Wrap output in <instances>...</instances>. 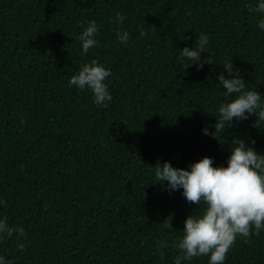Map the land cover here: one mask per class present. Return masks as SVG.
Segmentation results:
<instances>
[{"label": "trees", "instance_id": "1", "mask_svg": "<svg viewBox=\"0 0 264 264\" xmlns=\"http://www.w3.org/2000/svg\"><path fill=\"white\" fill-rule=\"evenodd\" d=\"M250 3L0 0V218L25 229V248L5 237L0 255L11 264H174L185 218L204 205L165 191L155 167L204 156L226 165L233 137L264 153L255 114L217 138L202 131L216 135L217 108L230 99L217 79L223 64L264 97V32ZM118 12L123 25L110 22ZM91 20L98 44L82 55L78 36ZM198 33L209 36L202 61L214 60L199 68L177 59ZM93 59L112 71L106 107L67 86ZM224 264H264V230L237 237Z\"/></svg>", "mask_w": 264, "mask_h": 264}, {"label": "clouds", "instance_id": "2", "mask_svg": "<svg viewBox=\"0 0 264 264\" xmlns=\"http://www.w3.org/2000/svg\"><path fill=\"white\" fill-rule=\"evenodd\" d=\"M247 8L253 14H260L256 27L264 32V0H254ZM125 19V14L118 12L110 22L123 25ZM85 23L86 27L78 36L82 55L98 44L100 31L95 20ZM117 37L126 44L129 33L118 31ZM208 44L209 36L198 33L194 46L180 49L177 59L181 63L186 60L190 62L189 65L196 64L198 68L203 67V63L211 64L214 62L211 55L203 61L201 58ZM111 76L109 67L93 59L81 65L79 71L70 77L67 86L90 91L94 104L106 107L107 102L112 100L107 82ZM217 79L223 87V96L230 99L220 103L217 108L218 119L214 124L216 135L210 133L207 127L202 129L205 135L215 138L222 136L234 123L247 120L252 114L257 116L255 127L264 124V97L254 89H246L245 80L237 73L233 63L223 64V71ZM251 143L254 144V141ZM155 179L169 194L182 190L186 202L204 205L201 212H192L185 218L183 234L175 245L180 254L176 256L174 264L201 256L209 258L208 264H224L237 237L247 238L264 230V153L257 152L240 137L232 138L226 165L214 166L210 156L192 162L188 168L176 167L164 161L155 167ZM3 203L0 199V204ZM166 221L171 228L170 218ZM14 235L17 237V247L23 250L25 229L20 225L10 226L6 218H0V239ZM0 264L11 262L0 255Z\"/></svg>", "mask_w": 264, "mask_h": 264}]
</instances>
